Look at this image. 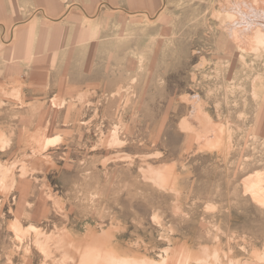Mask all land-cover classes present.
Instances as JSON below:
<instances>
[{
    "label": "rangeland",
    "instance_id": "rangeland-1",
    "mask_svg": "<svg viewBox=\"0 0 264 264\" xmlns=\"http://www.w3.org/2000/svg\"><path fill=\"white\" fill-rule=\"evenodd\" d=\"M6 1L0 264H264V0Z\"/></svg>",
    "mask_w": 264,
    "mask_h": 264
},
{
    "label": "crops",
    "instance_id": "crops-1",
    "mask_svg": "<svg viewBox=\"0 0 264 264\" xmlns=\"http://www.w3.org/2000/svg\"><path fill=\"white\" fill-rule=\"evenodd\" d=\"M34 1L16 0V10H18L19 16H33L34 14L30 11L35 6ZM135 1L139 2V5L144 3V0ZM6 2H9L7 6L11 5L9 0ZM37 2L36 6L41 10V16L50 18L49 20H52L53 23H59V29L63 30L61 41L65 43L64 47H67L68 43L74 38L71 34L76 28H79L78 31L82 32L81 27L85 23L94 24L99 17L106 16L107 11H109L108 0H37ZM67 26H70V28L66 29ZM21 63L26 64L27 61Z\"/></svg>",
    "mask_w": 264,
    "mask_h": 264
},
{
    "label": "bare ground",
    "instance_id": "bare-ground-1",
    "mask_svg": "<svg viewBox=\"0 0 264 264\" xmlns=\"http://www.w3.org/2000/svg\"><path fill=\"white\" fill-rule=\"evenodd\" d=\"M259 180L248 183L247 191L252 194V196L259 201L264 200V188Z\"/></svg>",
    "mask_w": 264,
    "mask_h": 264
}]
</instances>
